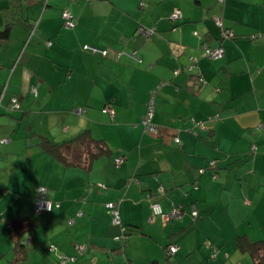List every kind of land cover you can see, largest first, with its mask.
I'll return each mask as SVG.
<instances>
[{
  "label": "crops",
  "instance_id": "0c3cea01",
  "mask_svg": "<svg viewBox=\"0 0 264 264\" xmlns=\"http://www.w3.org/2000/svg\"><path fill=\"white\" fill-rule=\"evenodd\" d=\"M152 97L158 135L142 125ZM86 131L110 150L89 169L45 145ZM39 186L51 213H35ZM149 196L182 217L151 220ZM239 236L264 240V0H0V264H255Z\"/></svg>",
  "mask_w": 264,
  "mask_h": 264
},
{
  "label": "built area",
  "instance_id": "2783aa9c",
  "mask_svg": "<svg viewBox=\"0 0 264 264\" xmlns=\"http://www.w3.org/2000/svg\"><path fill=\"white\" fill-rule=\"evenodd\" d=\"M159 1H163V0H159ZM183 17L184 16H183L182 11L180 9H175L174 12L171 14L170 19L172 21L176 22V21H181L183 19ZM62 19H63L64 25H65V27L67 29H73L75 27V25H76L75 18L68 10H65L62 13ZM216 22H217L218 28L221 31V36L223 38H229V39L234 38L235 35H234V32L231 29H225L224 26H223V23L220 20H218V19H216ZM153 32L154 31H147L144 28H140L139 29V33L142 34V35H145V36H149ZM194 36L195 37H200V34L198 32H194ZM52 45H53L52 42H48L47 43V46H49V47L52 46ZM83 50L85 52H87V53L92 54V55L101 56V57H106L107 54H108V51H106V50H102V49H99L97 47H93V46H89V45L85 46L83 48ZM203 50H204V53H205L206 57H208V58H210L212 60H218V59L222 58L225 55V51H224V48L222 46H219L217 48H211V47H209L207 45H204ZM128 55L131 58L135 59L136 61H139V59L136 56V53H131V54H128ZM196 63H197V59L191 57L190 60H189V65L188 66L190 67V69H192ZM33 92L35 94H37L36 90H33ZM14 108H16V109L20 108V106L17 105V101H14ZM84 111H85V109H82V108L76 110V112L79 115H82L84 113ZM103 112L105 114L110 115L111 118L114 119L115 113L109 107L105 108L103 110ZM153 116H154V97H152V99L148 103V112H147V115L143 119L142 125H143V127H144V129H145V131L147 133L152 134V135H158L159 134V128L153 123ZM262 127L263 126L261 125L260 128H262ZM8 142H9L8 139L4 140V143H8ZM177 142H180V141L177 139ZM122 161H123L122 159H116L115 160V165L119 166ZM93 186L95 187V185H91L90 188H92ZM96 186L98 188L99 187L104 188L103 184H97ZM161 192L162 193L164 192L163 188H161ZM46 194H47V189L45 187L39 186L37 188V193H36L35 200H34V203H35L34 204L35 205L34 210H35L36 214L50 213V212L53 211L54 204L52 202H49L46 199ZM150 198L151 197H149V199ZM150 201H151V199H150ZM191 207H192L191 213L196 217L197 214H198L197 213L198 212L197 205L196 204H192ZM107 208L111 211L114 223L120 224V215H119L118 210L116 209V206L114 204L110 203V204H107ZM151 208L153 210V218L151 220H154L157 217H160L164 222H170L171 220L181 218L182 215H183L181 209H179V208H173L171 211L165 212L163 210L162 206L158 202H154V201L151 204ZM73 224H74L73 221H71L69 223V225H73ZM33 242H34V239H33V237L30 236L26 240L23 241V245L32 246ZM85 250H86V247L79 248V252H81V253H84ZM177 250H178L177 245H172L168 249V254L169 255H174ZM68 260L69 259H65V258L62 259V264L67 263Z\"/></svg>",
  "mask_w": 264,
  "mask_h": 264
},
{
  "label": "trees",
  "instance_id": "16d2710c",
  "mask_svg": "<svg viewBox=\"0 0 264 264\" xmlns=\"http://www.w3.org/2000/svg\"><path fill=\"white\" fill-rule=\"evenodd\" d=\"M30 30L32 31L33 27H30ZM9 34H10V25L7 26V28L1 33V37L7 38L9 36ZM45 145H46L47 149L52 154H54L58 159H60L65 164V166H67V167H69V166L70 167H74V166L85 167L86 166L87 169H89L92 166V164L94 163V161H96L98 158H100L102 156L108 155L110 152L107 145L102 140H97V139L93 138L90 135V133H88V131L81 133L74 140H72L70 142H66L63 145H58V146L50 144L45 139ZM159 194H161L162 196L165 195L166 189H164V192L162 193L161 188H160ZM149 197H151V196H149ZM149 197H148V199H149ZM151 199H152V197H151ZM34 200H35V198H34ZM153 201L157 202L156 200H153ZM153 201H151V203H153ZM113 204L116 206V209L118 210L119 215H120L119 205L116 203H113ZM193 204H196V203H193ZM34 207H35V205H34ZM105 207L108 210L110 216L113 218L111 211L107 208V204L105 205ZM174 208L180 209V206H177ZM197 208H198V205H197ZM181 211H182V209H181ZM197 213H199V209H198ZM198 215L199 214H197V216ZM17 222H19V221H17ZM19 223L21 226H25L23 223H21V222H19ZM120 223H121V218H120ZM126 234H127V232H126ZM237 244H238V247L243 252L248 253L253 258L255 264H264V240L254 242V241L250 240L247 236H239L237 238ZM172 245H176V244H173V243L167 244L166 247L164 248L166 256H167V258H166L167 263H169V259H170L169 257L173 256V255L168 254V249ZM25 248H28V247L23 246V249L18 248L17 253L18 254L20 253V256L25 255V252L27 250Z\"/></svg>",
  "mask_w": 264,
  "mask_h": 264
},
{
  "label": "rangeland",
  "instance_id": "374dc122",
  "mask_svg": "<svg viewBox=\"0 0 264 264\" xmlns=\"http://www.w3.org/2000/svg\"><path fill=\"white\" fill-rule=\"evenodd\" d=\"M242 202H243V197H242Z\"/></svg>",
  "mask_w": 264,
  "mask_h": 264
}]
</instances>
